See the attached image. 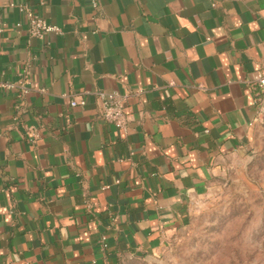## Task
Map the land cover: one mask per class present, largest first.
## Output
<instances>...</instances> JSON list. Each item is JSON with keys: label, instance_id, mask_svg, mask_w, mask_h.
Listing matches in <instances>:
<instances>
[{"label": "crops", "instance_id": "crops-1", "mask_svg": "<svg viewBox=\"0 0 264 264\" xmlns=\"http://www.w3.org/2000/svg\"><path fill=\"white\" fill-rule=\"evenodd\" d=\"M18 5L61 31L32 37ZM263 67L264 0H0V264L164 249L248 149Z\"/></svg>", "mask_w": 264, "mask_h": 264}, {"label": "rangeland", "instance_id": "rangeland-1", "mask_svg": "<svg viewBox=\"0 0 264 264\" xmlns=\"http://www.w3.org/2000/svg\"><path fill=\"white\" fill-rule=\"evenodd\" d=\"M118 264H264V98L248 149L194 202L191 223L161 251Z\"/></svg>", "mask_w": 264, "mask_h": 264}, {"label": "built area", "instance_id": "built-area-1", "mask_svg": "<svg viewBox=\"0 0 264 264\" xmlns=\"http://www.w3.org/2000/svg\"><path fill=\"white\" fill-rule=\"evenodd\" d=\"M90 3L93 8L98 6V0H90ZM14 6H16V4H11V7ZM18 7L24 13L25 23L28 26V32L32 37L45 42L49 33L61 31L60 28L50 25L44 18L31 9L23 8L20 5H18ZM16 25L20 27L22 26V22H19ZM253 83L258 92L261 93L264 98V67L255 73ZM5 87L14 89L15 84L8 83L5 84ZM19 87L21 89V94L19 95L21 98L25 97V95L31 91V89L28 88L23 82H20ZM100 98L103 118L107 122L113 124L118 130L126 131L128 127V116L125 108L126 102L128 100V94H122L118 91L101 92ZM85 103V100H77L74 98L71 102V105L84 106ZM27 134L29 135L32 143H35L38 137L37 128L35 126H29L27 128ZM104 246H106L105 243Z\"/></svg>", "mask_w": 264, "mask_h": 264}]
</instances>
